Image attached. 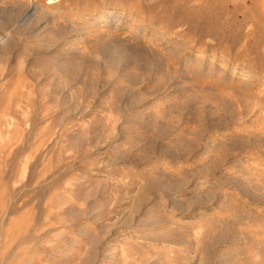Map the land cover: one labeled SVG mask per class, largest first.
Here are the masks:
<instances>
[{"label": "rangeland", "instance_id": "obj_1", "mask_svg": "<svg viewBox=\"0 0 264 264\" xmlns=\"http://www.w3.org/2000/svg\"><path fill=\"white\" fill-rule=\"evenodd\" d=\"M0 264H264V0H0Z\"/></svg>", "mask_w": 264, "mask_h": 264}]
</instances>
